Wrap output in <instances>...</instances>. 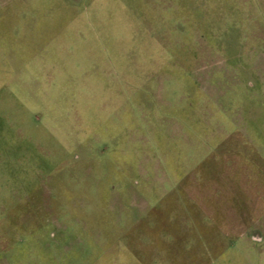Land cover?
Segmentation results:
<instances>
[{
	"label": "rangeland",
	"instance_id": "374dc122",
	"mask_svg": "<svg viewBox=\"0 0 264 264\" xmlns=\"http://www.w3.org/2000/svg\"><path fill=\"white\" fill-rule=\"evenodd\" d=\"M0 264H264V0H0Z\"/></svg>",
	"mask_w": 264,
	"mask_h": 264
}]
</instances>
